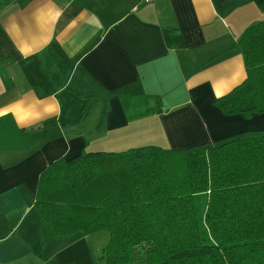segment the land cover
<instances>
[{"label": "crops", "instance_id": "crops-1", "mask_svg": "<svg viewBox=\"0 0 264 264\" xmlns=\"http://www.w3.org/2000/svg\"><path fill=\"white\" fill-rule=\"evenodd\" d=\"M264 0H0V264H103L106 233L52 236L41 174L82 151L220 145L264 114L215 100L246 78L237 42ZM160 96L129 120L120 97Z\"/></svg>", "mask_w": 264, "mask_h": 264}, {"label": "trees", "instance_id": "trees-1", "mask_svg": "<svg viewBox=\"0 0 264 264\" xmlns=\"http://www.w3.org/2000/svg\"><path fill=\"white\" fill-rule=\"evenodd\" d=\"M245 80L215 100L226 116L264 114V21L237 42ZM129 120L160 96L120 97ZM34 208L52 236L109 237L103 264H264V130L213 146L82 151L41 174Z\"/></svg>", "mask_w": 264, "mask_h": 264}, {"label": "rangeland", "instance_id": "rangeland-1", "mask_svg": "<svg viewBox=\"0 0 264 264\" xmlns=\"http://www.w3.org/2000/svg\"><path fill=\"white\" fill-rule=\"evenodd\" d=\"M108 237V236H107ZM108 242V241H107ZM107 244V243H106Z\"/></svg>", "mask_w": 264, "mask_h": 264}]
</instances>
